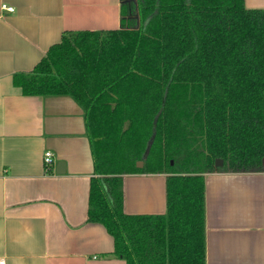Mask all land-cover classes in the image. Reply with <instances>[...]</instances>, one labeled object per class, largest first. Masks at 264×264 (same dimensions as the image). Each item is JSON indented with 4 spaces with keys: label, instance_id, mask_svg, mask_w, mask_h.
<instances>
[{
    "label": "trees",
    "instance_id": "trees-1",
    "mask_svg": "<svg viewBox=\"0 0 264 264\" xmlns=\"http://www.w3.org/2000/svg\"><path fill=\"white\" fill-rule=\"evenodd\" d=\"M121 15L115 30L64 32L14 85L83 108L88 222L105 227L118 258L206 264L205 176L264 172V9L122 0ZM138 174L166 175V213L125 212L124 178Z\"/></svg>",
    "mask_w": 264,
    "mask_h": 264
},
{
    "label": "crops",
    "instance_id": "crops-1",
    "mask_svg": "<svg viewBox=\"0 0 264 264\" xmlns=\"http://www.w3.org/2000/svg\"><path fill=\"white\" fill-rule=\"evenodd\" d=\"M245 4L264 9V0ZM121 5L122 0H0L4 264H126L114 254L105 227L88 222L95 165L83 108L71 96H26L14 85V75L31 72L64 32L120 28ZM47 151L53 153L51 171L44 162ZM124 210L166 213V175L126 176ZM205 224L206 264H264V172L207 174Z\"/></svg>",
    "mask_w": 264,
    "mask_h": 264
},
{
    "label": "built area",
    "instance_id": "built-area-1",
    "mask_svg": "<svg viewBox=\"0 0 264 264\" xmlns=\"http://www.w3.org/2000/svg\"><path fill=\"white\" fill-rule=\"evenodd\" d=\"M4 9L8 10V11H14L13 8L8 7L7 5L3 6ZM44 162L46 164V166H49L53 163V153L50 151H47L44 155ZM0 264H4L3 262H0Z\"/></svg>",
    "mask_w": 264,
    "mask_h": 264
},
{
    "label": "water",
    "instance_id": "water-1",
    "mask_svg": "<svg viewBox=\"0 0 264 264\" xmlns=\"http://www.w3.org/2000/svg\"><path fill=\"white\" fill-rule=\"evenodd\" d=\"M143 165H144V162H143V161H140V162L137 163V167H138V168H142ZM222 165H223V161H222L221 159H218V160L216 161V166H217V167H220V166H222ZM62 168H64V163H63V162H61V163L58 165V171L60 172V169H62ZM61 171H62V170H61Z\"/></svg>",
    "mask_w": 264,
    "mask_h": 264
}]
</instances>
